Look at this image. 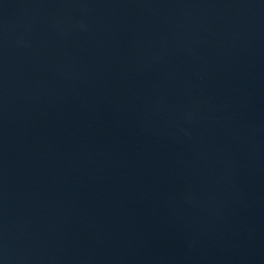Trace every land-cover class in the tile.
Returning <instances> with one entry per match:
<instances>
[{"label":"water","instance_id":"obj_1","mask_svg":"<svg viewBox=\"0 0 264 264\" xmlns=\"http://www.w3.org/2000/svg\"><path fill=\"white\" fill-rule=\"evenodd\" d=\"M0 264H264V0H0Z\"/></svg>","mask_w":264,"mask_h":264}]
</instances>
